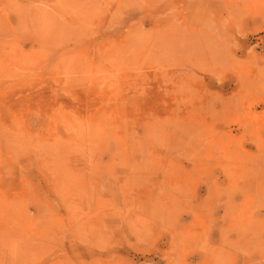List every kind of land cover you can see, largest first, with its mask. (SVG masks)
I'll return each instance as SVG.
<instances>
[{"label": "rangeland", "instance_id": "obj_1", "mask_svg": "<svg viewBox=\"0 0 264 264\" xmlns=\"http://www.w3.org/2000/svg\"><path fill=\"white\" fill-rule=\"evenodd\" d=\"M0 264H264V0H0Z\"/></svg>", "mask_w": 264, "mask_h": 264}]
</instances>
